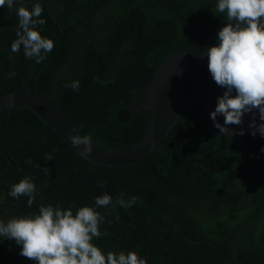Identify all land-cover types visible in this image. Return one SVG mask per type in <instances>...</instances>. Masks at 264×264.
Masks as SVG:
<instances>
[{"label":"trees","instance_id":"16d2710c","mask_svg":"<svg viewBox=\"0 0 264 264\" xmlns=\"http://www.w3.org/2000/svg\"><path fill=\"white\" fill-rule=\"evenodd\" d=\"M35 3L46 21L37 29L55 45L41 63L26 58L22 47L11 51L17 9L31 10ZM216 4L14 0L11 9L0 7V95L26 75V87L55 102L95 143L106 149L134 145L145 134L150 110L138 106L131 113L128 104L143 94L167 53L196 47L226 22L214 14ZM73 81H79L78 91L65 87ZM201 107L190 105L147 156L119 166L89 161L29 107H12L0 124V220L34 215L49 204L75 213L108 193L112 204L96 209L105 217L101 232L108 233L94 238L102 250L136 251L147 264H264V136L244 135L238 150L194 120ZM45 154L54 159L46 161ZM29 157L32 164L25 163ZM20 172L45 203L35 193L31 206L27 196L9 195L23 179ZM120 193L125 201L135 197L131 207L116 204ZM126 226L129 235L109 249ZM21 247L0 239V264H36L20 255Z\"/></svg>","mask_w":264,"mask_h":264},{"label":"clouds","instance_id":"9594fccd","mask_svg":"<svg viewBox=\"0 0 264 264\" xmlns=\"http://www.w3.org/2000/svg\"><path fill=\"white\" fill-rule=\"evenodd\" d=\"M13 5L14 0H0V7L11 9ZM42 12L40 3H35L31 10L25 6L17 9V38L11 44L12 52H19L22 47L24 56L37 63L43 62L55 46L52 39L44 37L37 29L38 25L46 23L40 18ZM214 14H223L226 23L218 32L219 44L207 50L208 70L214 82L225 91L217 98L211 118L215 126L226 133L228 125L242 124L244 114L255 109L261 123L257 125L255 119L252 120L249 125L253 129L251 134L255 136L258 131L264 136V0H217ZM65 87L78 91L79 81ZM220 115L224 117L223 125L217 120ZM69 135L73 146H82L80 155L91 154V135L71 132ZM52 159V154H45L46 161ZM25 163L33 162L29 157ZM43 171L50 174L48 167ZM99 186L105 187V183ZM35 191L36 185L31 178H23L11 186L9 195L13 198L27 196V203L31 206ZM118 196L116 204L125 209L135 202V197L125 201L123 193ZM110 204L111 195L104 193L96 197L95 207L81 206L75 213L60 205H41L34 215L16 216L7 222L0 220V239L14 240L22 246L20 255L36 261V264H147L136 251L105 252L93 242L94 238L108 235L106 231L101 232L105 217L96 209Z\"/></svg>","mask_w":264,"mask_h":264},{"label":"water","instance_id":"95a60500","mask_svg":"<svg viewBox=\"0 0 264 264\" xmlns=\"http://www.w3.org/2000/svg\"><path fill=\"white\" fill-rule=\"evenodd\" d=\"M225 23L216 25L213 31L196 47L174 49L167 53L155 66L151 79L144 87L143 94L128 104V110L131 113L138 106L147 107L150 110V114L146 119L145 134L136 144L106 149L92 140L91 154L82 156L94 163L109 166L136 162L156 149L180 115L195 103H201L202 107L194 120L199 124H203L218 136L236 143L239 150L242 137L253 131L249 126L252 120L255 119L257 125L261 121L258 111L254 109L252 113L244 114L242 124L228 125V132L222 133L211 118L210 114L215 109L217 98L223 94L225 89L219 87L212 79L208 70L207 50L211 46L219 44L218 32ZM25 79L26 75L24 81L18 87L0 95V124L12 107L26 106L34 111L76 152L82 151V146L76 148L71 144L69 133L81 136L85 134L50 98L26 87ZM233 95H235L234 92ZM10 99L12 102H9ZM217 120L221 125L224 124L222 115L218 116ZM241 129H243V134H240ZM0 150L4 152L1 145ZM6 157L14 164L8 154H6ZM20 174L25 178L21 172ZM35 194L40 197L36 191ZM40 200L45 203L41 197ZM126 227L125 235L109 249L115 247L129 235L130 227Z\"/></svg>","mask_w":264,"mask_h":264}]
</instances>
